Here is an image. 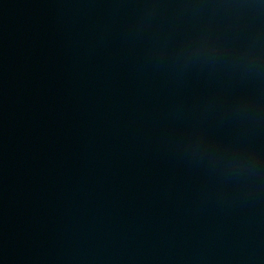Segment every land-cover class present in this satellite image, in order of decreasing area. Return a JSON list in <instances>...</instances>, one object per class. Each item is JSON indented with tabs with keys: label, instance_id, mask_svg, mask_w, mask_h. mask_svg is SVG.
I'll list each match as a JSON object with an SVG mask.
<instances>
[{
	"label": "water",
	"instance_id": "obj_1",
	"mask_svg": "<svg viewBox=\"0 0 264 264\" xmlns=\"http://www.w3.org/2000/svg\"><path fill=\"white\" fill-rule=\"evenodd\" d=\"M0 196L264 264V0H0Z\"/></svg>",
	"mask_w": 264,
	"mask_h": 264
}]
</instances>
